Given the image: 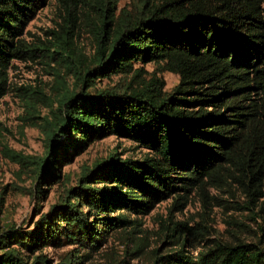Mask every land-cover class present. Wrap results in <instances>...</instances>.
Wrapping results in <instances>:
<instances>
[{
    "label": "trees",
    "instance_id": "trees-1",
    "mask_svg": "<svg viewBox=\"0 0 264 264\" xmlns=\"http://www.w3.org/2000/svg\"><path fill=\"white\" fill-rule=\"evenodd\" d=\"M51 1L0 0V102L19 99L23 122L34 127L38 104L49 108L45 154L5 147L4 156L32 173L34 194L42 196L98 141L114 136L147 153L141 159L113 153L83 167L77 185L31 230L0 224V264H49L35 255L66 245L74 250L61 264H85L115 234L126 257L140 258L149 247L142 218L169 200L156 235L170 247L152 249L149 264H264V246L245 238L250 227L242 219L229 217V239H211L208 224L214 207L264 222V0H137L131 10L119 9L121 0H56L68 38L52 30L58 43L36 45L28 26ZM81 19L93 27L95 52L83 68H73L68 53ZM46 59L69 64L64 69L77 83L72 90L63 86L61 68H51L63 86L55 99L13 84L14 61ZM162 72L179 77L170 93ZM114 76L120 86L98 87ZM195 198L204 209L201 220H176ZM4 203L0 195V217Z\"/></svg>",
    "mask_w": 264,
    "mask_h": 264
},
{
    "label": "rangeland",
    "instance_id": "rangeland-1",
    "mask_svg": "<svg viewBox=\"0 0 264 264\" xmlns=\"http://www.w3.org/2000/svg\"><path fill=\"white\" fill-rule=\"evenodd\" d=\"M136 5L137 0H121L119 9L127 7L131 10ZM63 15L64 13L59 10L57 1H51L28 26V39L36 45H40L42 42L47 43L48 40L56 44L58 40L48 34L52 30L57 31L61 38L67 39L68 35L60 28V25L67 26V23L62 18ZM72 39L74 40L71 46L72 51L68 54L72 57L73 68H83L95 52L92 25L81 19L76 35ZM50 48L55 49L53 47ZM59 56H56L57 59L60 58ZM60 61L54 63L46 59L44 64L14 61V67L10 73L11 81L17 85H31L35 88H40L51 99H55L60 94L61 88L59 87L63 88L65 86V89L72 90L77 84L76 79L71 74L68 75V72L64 69L69 64ZM82 63L85 65L83 66ZM51 68H61L65 79L63 86L58 84L55 76L51 75L53 72ZM145 68L149 72H153L157 67L154 64H148ZM158 75L164 78L168 93L172 92L179 83V77L173 73L162 72ZM121 81V77L114 76L110 80L105 79L100 82L98 87L105 89L120 86ZM37 108L40 116L38 123L40 125L34 127L23 122L22 119L25 117L26 108L19 99L13 95H8L0 102V195H3L5 202L3 214L0 217V224L3 230H11L12 227L24 230L33 229L34 223L39 220L41 214L48 212L49 208L65 193L66 188L77 185L83 167H91L96 162L107 159L113 153H119L123 158L129 157L133 159H141L147 153L146 150L137 149L134 143L114 136L98 141L91 145L73 164L64 168L66 179L60 185L45 188V193L42 196H37L34 194L37 183L32 173L30 171L22 172L20 167L9 161L3 153V149L8 147L24 155L37 158L45 154L46 133L44 127L46 123L43 118L49 113V108L42 102L38 104ZM211 195L227 199L226 196L219 195L214 191L211 192ZM228 200L233 201L231 198H228ZM171 202L169 200L160 204L149 216L142 218L144 228L149 233L147 255L135 259L130 256L126 257L124 254L126 246L123 238L115 234L85 264H149V253L152 249L160 247L161 250L167 252L170 245L162 244L156 233L159 230V221L161 219L165 220L169 215ZM203 214L202 203L198 198H195L184 213L177 214L175 219L179 221L192 222L193 219L199 221ZM230 216L242 219L250 227L248 233L244 234L249 242H262L264 246V236H262L263 232L261 231V226L264 229V222L261 219L240 215L234 211L227 212L222 207H214L209 214L208 224H211L214 231L211 239L217 237L229 239L227 232L231 230V227L227 224V221ZM73 250L74 247L68 245L59 249L47 247L35 256L45 255L50 261L49 264H61ZM81 252L84 254L83 251ZM33 258L31 256V260Z\"/></svg>",
    "mask_w": 264,
    "mask_h": 264
}]
</instances>
